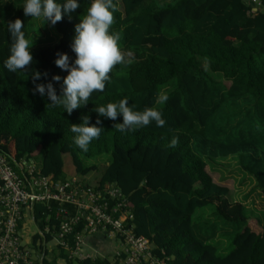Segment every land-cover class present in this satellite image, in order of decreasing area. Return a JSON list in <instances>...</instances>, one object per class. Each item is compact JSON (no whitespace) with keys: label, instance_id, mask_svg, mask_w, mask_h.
<instances>
[{"label":"trees","instance_id":"obj_1","mask_svg":"<svg viewBox=\"0 0 264 264\" xmlns=\"http://www.w3.org/2000/svg\"><path fill=\"white\" fill-rule=\"evenodd\" d=\"M258 2L113 0L110 31L119 33L126 62L113 67L102 93L94 91L88 104L69 116L62 106L52 107L46 97L33 94L30 74H48L35 83L58 75L62 84L67 72L54 61L58 53L75 59L74 25L86 15L90 0H79L71 19L63 16L52 26L60 35L56 46L31 48V65L15 73L3 66L12 43L7 24L19 19L29 39L34 18L24 15L23 0H12L2 16L6 19L0 17V153L15 161L40 158L42 174L53 181H65V155L72 156L82 176L98 170L87 168L85 160L110 155L98 184L121 189L136 235L151 240L159 258L169 264H264V223L249 217L243 203H232L231 188L212 175V166L235 159L264 196V0ZM60 84L54 83L57 95ZM163 91L167 101L155 103ZM125 97L134 110L161 111L165 125L153 122L120 132L114 124L122 117H100L99 137L87 152L78 149L70 124H79L81 115L95 124L94 107ZM208 207L215 209L210 216L198 212ZM34 214L43 227L46 206L35 205ZM51 239L46 235L47 242ZM223 239L233 246L225 255L219 252ZM60 252L51 260L45 252L37 264H59V258H67ZM68 264L119 263L98 257Z\"/></svg>","mask_w":264,"mask_h":264},{"label":"built area","instance_id":"obj_2","mask_svg":"<svg viewBox=\"0 0 264 264\" xmlns=\"http://www.w3.org/2000/svg\"><path fill=\"white\" fill-rule=\"evenodd\" d=\"M37 204L45 205L49 213L43 227L35 219ZM26 219H31L36 229L33 245L42 252L41 257L33 258L25 241ZM131 220L129 202L117 185L92 186L78 179L53 181L42 174L34 159L15 161L0 153V264L42 263L45 252L61 250L67 256L59 258L64 264L106 258L87 250V238L92 235L116 243L111 258L115 263L169 264V259L155 254L151 240L136 235ZM46 235H51L54 243L50 250Z\"/></svg>","mask_w":264,"mask_h":264},{"label":"clouds","instance_id":"obj_3","mask_svg":"<svg viewBox=\"0 0 264 264\" xmlns=\"http://www.w3.org/2000/svg\"><path fill=\"white\" fill-rule=\"evenodd\" d=\"M79 6V0H23L22 10L26 17L41 19L54 26L63 16L71 19L72 13ZM115 11L113 0H90L86 15L79 18V22L74 25L71 51L75 53V59L70 62L66 53H58V58L54 61L58 68L67 72L62 84L58 75H53L47 83H35L42 75L47 79L48 74L34 70L30 74L34 83L33 94L38 93L41 97H46L52 107L62 106L64 113L71 116L73 110L88 104L94 91H104L106 82L111 81L109 73L113 67L126 62L125 54L119 45V33L110 31ZM7 25L12 43L3 66L12 73L26 70L33 61V44L21 31L23 25L19 19L8 22ZM54 83L60 84L59 95ZM167 99V95L157 93L155 103H164ZM128 101L125 97L118 102L94 107L92 111L97 113L98 118L92 125L88 115H81L79 124H70L69 130L74 134L73 144L82 152H87L89 144L98 138L103 130L97 126L101 124L100 117L113 121L118 115L122 117V123L114 124V129L120 132L143 128L153 122L156 127L165 125L162 112L155 107H145L138 111L134 110V105H129ZM176 142L173 137L170 143L174 146Z\"/></svg>","mask_w":264,"mask_h":264},{"label":"rangeland","instance_id":"obj_4","mask_svg":"<svg viewBox=\"0 0 264 264\" xmlns=\"http://www.w3.org/2000/svg\"><path fill=\"white\" fill-rule=\"evenodd\" d=\"M15 1L16 0H13V3ZM11 2L12 0H0V17L7 16V6ZM2 19L6 18L2 17ZM30 29L31 38H29V40L31 44H33L31 47L32 49L37 47H54L60 42V35L55 31V29H53L50 24L41 19L34 18L31 22ZM162 93L166 95L167 91H163ZM63 160V178L65 181L78 179L79 181L85 182L86 184L95 186L101 179L102 174L104 173L107 165L111 160V156L107 155L101 160H85L84 163L87 168H91L92 166L98 167V170L91 172L86 177L78 174L71 155H65L63 157ZM35 161L40 164V158H36ZM208 171H210L209 168ZM212 171H210V173L212 172L213 177L217 181H226L224 182V184L231 188L230 194L228 195L229 200L232 203H243L248 208L247 214L249 215V217L261 219L264 223V196L255 189L254 181L240 170L237 161L235 159H228L219 162V164L212 166ZM198 212L200 214L210 216L213 212H215V209L214 207H208L205 210H199ZM31 221V219H26L23 222L25 241L30 247L33 258L41 257L42 252L38 251L33 245V235L36 232V229ZM218 240H220V238H218ZM223 242L225 244H223ZM223 242L219 243V252L221 255L227 254L233 248L232 244H230L229 239H223ZM47 248L49 250L50 248H54V243L49 242L47 244ZM54 257L55 253L49 254L47 256V259L51 260Z\"/></svg>","mask_w":264,"mask_h":264},{"label":"crops","instance_id":"obj_5","mask_svg":"<svg viewBox=\"0 0 264 264\" xmlns=\"http://www.w3.org/2000/svg\"><path fill=\"white\" fill-rule=\"evenodd\" d=\"M215 179V178H214ZM217 183L224 184L226 181H217ZM116 243L111 239H106L102 235H92L87 238V250L95 256H101L111 259L116 249ZM59 264H64L59 261Z\"/></svg>","mask_w":264,"mask_h":264}]
</instances>
